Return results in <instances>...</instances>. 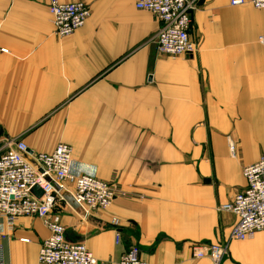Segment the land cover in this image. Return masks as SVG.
Returning <instances> with one entry per match:
<instances>
[{
  "label": "crops",
  "instance_id": "1",
  "mask_svg": "<svg viewBox=\"0 0 264 264\" xmlns=\"http://www.w3.org/2000/svg\"><path fill=\"white\" fill-rule=\"evenodd\" d=\"M60 1L91 9L65 37L45 0H0V149L67 143L73 172L121 184L125 195L92 212L101 226L60 198L66 237L103 264L133 245L150 264H215L193 257L194 244H228L221 264H264V231L233 239L237 217L219 209L264 156V9L195 0L197 52L171 56L157 50L159 20L136 0ZM2 227L8 264H46L42 218L21 216L12 230L0 218Z\"/></svg>",
  "mask_w": 264,
  "mask_h": 264
},
{
  "label": "built area",
  "instance_id": "2",
  "mask_svg": "<svg viewBox=\"0 0 264 264\" xmlns=\"http://www.w3.org/2000/svg\"><path fill=\"white\" fill-rule=\"evenodd\" d=\"M51 14L55 32L60 37L73 34L85 25L91 15L84 2L45 0ZM246 3L264 9V0H229L231 6ZM139 9L152 12L160 22L155 36L157 50L171 56L196 54L197 43L191 37L192 12L195 0H136ZM264 44V35L260 36ZM235 154L234 144H230ZM73 148L59 144L51 153H30L23 140L8 141L0 149V218L12 230L21 216L42 218L50 230L39 250V260L46 264H103L89 250L85 241H72L66 237V227L56 206L62 193L69 191L84 211L106 210L119 197L125 195L117 181H106L91 174H77L72 170ZM246 186L233 199L219 207L237 217L231 238L246 240L264 231V156L243 170ZM38 185L44 194L37 197L32 189ZM119 219L111 223L118 226ZM119 234V233H118ZM3 227L0 229V264H8L4 257ZM23 241H28L23 239ZM117 242L119 238L117 237ZM228 244H194L195 258L210 256L221 264L228 256ZM118 264H150L143 259L138 245L122 253Z\"/></svg>",
  "mask_w": 264,
  "mask_h": 264
},
{
  "label": "water",
  "instance_id": "3",
  "mask_svg": "<svg viewBox=\"0 0 264 264\" xmlns=\"http://www.w3.org/2000/svg\"><path fill=\"white\" fill-rule=\"evenodd\" d=\"M32 192L39 198L44 194V191L38 186L35 185L32 189ZM62 198L64 200H66V202H68L73 208L74 210H76L81 216H83L84 218L90 220L91 222L95 223L98 226L103 225V221L97 217H95L92 214H88L84 211V209L82 208V206L80 204H78V202L75 200V198L73 197V195L70 192L64 191L62 193Z\"/></svg>",
  "mask_w": 264,
  "mask_h": 264
},
{
  "label": "rangeland",
  "instance_id": "4",
  "mask_svg": "<svg viewBox=\"0 0 264 264\" xmlns=\"http://www.w3.org/2000/svg\"><path fill=\"white\" fill-rule=\"evenodd\" d=\"M67 192H69V191H67Z\"/></svg>",
  "mask_w": 264,
  "mask_h": 264
}]
</instances>
